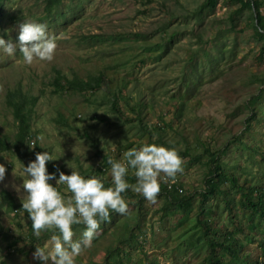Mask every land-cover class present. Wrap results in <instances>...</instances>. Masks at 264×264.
Segmentation results:
<instances>
[{"label": "rangeland", "instance_id": "1", "mask_svg": "<svg viewBox=\"0 0 264 264\" xmlns=\"http://www.w3.org/2000/svg\"><path fill=\"white\" fill-rule=\"evenodd\" d=\"M203 1L61 0L46 12L44 0H0V36L16 49H0V138L11 143L20 112L27 146L51 153L52 172L87 177L105 167L96 174L105 186L108 159L123 161L130 147L162 144L182 158V171L160 180L154 200L133 190L129 168L126 212L110 210L76 264H206L210 247L219 251L211 240L224 231L240 246L237 260L223 261L264 264V224L246 217L236 187L222 182L198 196L217 165L239 183L264 187V36L245 0H215L213 9L199 10ZM23 20L46 25L56 41L50 60L24 63L17 41ZM0 164V191L21 205L27 163L0 148ZM7 207H0V264H52L33 255L36 246L50 250L52 229L41 239L21 206ZM84 227L72 225L74 240Z\"/></svg>", "mask_w": 264, "mask_h": 264}, {"label": "clouds", "instance_id": "2", "mask_svg": "<svg viewBox=\"0 0 264 264\" xmlns=\"http://www.w3.org/2000/svg\"><path fill=\"white\" fill-rule=\"evenodd\" d=\"M17 41L26 64H30L34 57L50 60L56 48V41L46 31V25L35 20H23L19 23ZM0 49L9 55H15L16 49L12 41L6 42L2 36ZM34 155V159L29 160L26 165L22 164L20 171L25 190L21 208L27 212L35 236H40L42 230L55 229L50 235V250L36 246L33 253L34 257L41 261L51 260L52 264H76V256L82 248L90 246L101 221L110 218V210L121 214L126 212L128 203L122 193L131 187L125 179L129 168L134 169L133 190L148 200L156 198L160 180L174 178L177 172L182 171V158L176 148L155 143L128 148L123 153V161L109 158V186H105L104 180L96 175L85 177L74 169L66 174L57 168V176L47 170L46 162L53 160L48 150L35 152ZM4 171V165L0 164V179L3 178ZM53 179L55 185H66L71 195L63 196L49 182ZM81 223L85 227L80 238L74 240L72 225ZM0 261H3L2 256Z\"/></svg>", "mask_w": 264, "mask_h": 264}, {"label": "trees", "instance_id": "3", "mask_svg": "<svg viewBox=\"0 0 264 264\" xmlns=\"http://www.w3.org/2000/svg\"><path fill=\"white\" fill-rule=\"evenodd\" d=\"M61 0H44V10L46 12L51 11V8L53 6H57ZM247 5H250L251 8L255 9V15L254 18L256 19V31L259 35L264 36V16L262 15L260 11V5L261 2L259 0H245ZM215 4V0H204L201 4L199 10H202L205 7L213 9V6ZM16 108H18V105H16ZM24 115H21L20 112H16V117L19 121V131L15 135L14 139L10 141H5L4 138H0V148L2 149H12L13 152H15L22 160H24L26 163L29 160H32L35 158V152H38L37 146H34V149H30L28 144V123L23 117ZM261 152V151H260ZM262 162L264 165V154L262 156ZM47 170L49 172H52V166L46 164ZM105 170L104 168L97 167L96 170L92 171L90 175H96L103 173ZM97 176V175H96ZM222 182L229 183L232 187H236L238 191V197L239 202L241 203L243 209L246 211V217L250 220L253 218H257L259 221H261L264 224V187L259 188L258 185L255 182H250L247 180H243L241 183L238 182L237 177L232 172H228L224 170L223 167L215 166L212 168V170L208 173V176L205 181V187L203 190L199 191L198 196L200 198V201L206 197L207 193H212L215 188H218ZM166 189V187H163ZM176 201H179V206L182 209H186L188 207V200L186 198H178L175 197ZM21 206L19 203L15 202V199L10 195V193L6 190L0 191V207L8 206L12 210L16 209L15 212H17L16 206ZM7 207V208H8ZM8 208V210H9ZM29 229L32 230V227ZM30 230V233H33ZM48 231V229H45ZM51 230V229H50ZM55 231L52 229V232ZM207 229L204 231V236H206ZM44 236H47L48 233H43ZM32 240H34V235L30 234ZM234 238V234L232 235ZM39 238L42 239L40 236ZM36 239V238H35ZM235 239H238L235 237ZM214 242L215 246L219 249V251H214L210 247V251L208 256L206 257V264H228L227 262L223 261L221 259V256L225 255L233 260H237L238 252H239V246L240 244L238 242H233L232 238L229 236L228 231H224V233L220 232V236L217 238H214L211 240L210 243ZM261 243L264 245V241H261Z\"/></svg>", "mask_w": 264, "mask_h": 264}, {"label": "built area", "instance_id": "4", "mask_svg": "<svg viewBox=\"0 0 264 264\" xmlns=\"http://www.w3.org/2000/svg\"><path fill=\"white\" fill-rule=\"evenodd\" d=\"M16 210V209H15Z\"/></svg>", "mask_w": 264, "mask_h": 264}]
</instances>
